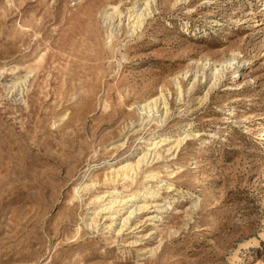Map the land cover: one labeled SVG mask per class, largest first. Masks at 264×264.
Segmentation results:
<instances>
[{"label": "rangeland", "instance_id": "rangeland-1", "mask_svg": "<svg viewBox=\"0 0 264 264\" xmlns=\"http://www.w3.org/2000/svg\"><path fill=\"white\" fill-rule=\"evenodd\" d=\"M145 1L0 0V264H264V0H156L133 32ZM233 57L201 100L204 59ZM161 93L168 116L143 120ZM158 136L159 159L108 180ZM135 191L149 207L120 233L96 216V196Z\"/></svg>", "mask_w": 264, "mask_h": 264}, {"label": "bare ground", "instance_id": "bare-ground-1", "mask_svg": "<svg viewBox=\"0 0 264 264\" xmlns=\"http://www.w3.org/2000/svg\"><path fill=\"white\" fill-rule=\"evenodd\" d=\"M187 2L188 0H177V2ZM156 0H146L143 3V8L137 10V6L134 5L129 9V12L127 13L128 17V26L132 25L133 32L136 31V29L141 28L145 22V20L152 15V6L155 4ZM112 7V6H111ZM110 9V8H109ZM110 10H112L111 13ZM106 10L105 12V18L107 20H113L115 19L114 17L116 16H122V13H120V9L118 6H113L112 9ZM103 15V16H104ZM122 18V17H121ZM122 21V20H121ZM245 63V62H244ZM237 64L240 65V62H238L236 57H233L232 59H227L224 62H213L210 58L204 59L203 67L204 70L202 72V79L206 78V72L210 73V76L212 77V85L208 92L205 94L201 100L206 101L209 97L210 91L217 88L220 83L223 81V79L226 77V73L230 69H238ZM242 66V65H241ZM240 69L237 70L233 75V78H236L239 75ZM200 72L193 73L194 78H193V83H191V87L189 89V92L194 88L195 84L199 81V75ZM189 71L184 72L182 75L174 78L175 86L177 88L178 92V100L181 101L183 91H182V80H187L190 76H188ZM230 77H228V90L230 91H238L239 84L237 83H232L230 80ZM242 78V74L239 76L238 79ZM20 79V78H19ZM25 79V78H24ZM227 79V78H226ZM235 80V79H234ZM24 82V81H21ZM25 83V82H24ZM15 83L13 86L9 87L10 92H12L11 89H14L13 87L19 86ZM211 84V83H210ZM209 84V85H210ZM21 85V84H20ZM20 87V86H19ZM189 87V86H188ZM138 110L140 112V115L143 117V120L147 118L148 120H154V117L159 116V112L163 111L164 113L161 115V120L168 116L169 114V104L166 96L161 93L159 96L151 98L147 102L140 104L138 107ZM161 110V111H160ZM157 136V135H156ZM194 134L190 132L189 130L185 131L183 134V137H178L174 141V146L166 148L167 152H171L173 148L175 147L176 149L179 148L186 140L193 138ZM145 147L146 151L143 150L141 153L139 160L134 163V162H125L124 164L120 165L117 168H112L110 171V176H107L108 180H111V182H116L119 179L122 181H128L129 179L133 180L134 176L138 175V172L141 170V167L145 164H150V158L154 156V158H160L159 150L163 148L166 145H171V142H167V139H163L161 136L158 137H152L150 139H145L143 142H141ZM141 144V145H142ZM177 151V150H176ZM137 160V159H136ZM154 172V171H153ZM148 173V172H147ZM147 178L154 180L157 178V174L155 173H149ZM80 189V188H79ZM145 193H149V196L152 198H156L159 196L158 192L151 191L150 188L145 189ZM136 192V191H135ZM107 194V193H106ZM145 196V195H142ZM141 193L136 192V194L132 196H120L119 193L116 192H109V194L106 195H101V196H96L95 202L98 204V208L95 212L96 216H100L103 214L105 218L110 220L109 228L112 229L113 225L117 222L120 221V224L122 225L121 230L119 233L125 228L131 221V218L134 216L137 211H143L148 209L149 206L143 205V206H138L136 204L137 199L141 198ZM195 202V201H194ZM137 205L136 209L131 210L128 208L129 204ZM95 207V206H94ZM127 210V212L125 211ZM126 212L128 215H122L123 212ZM125 213V214H126ZM104 218V217H103ZM87 228V227H86ZM117 232V231H116ZM137 243V242H136ZM135 244V243H134Z\"/></svg>", "mask_w": 264, "mask_h": 264}, {"label": "built area", "instance_id": "built-area-1", "mask_svg": "<svg viewBox=\"0 0 264 264\" xmlns=\"http://www.w3.org/2000/svg\"><path fill=\"white\" fill-rule=\"evenodd\" d=\"M237 78V77H236ZM233 79V78H232ZM236 80V79H235Z\"/></svg>", "mask_w": 264, "mask_h": 264}]
</instances>
